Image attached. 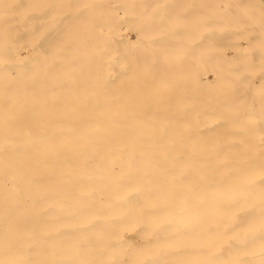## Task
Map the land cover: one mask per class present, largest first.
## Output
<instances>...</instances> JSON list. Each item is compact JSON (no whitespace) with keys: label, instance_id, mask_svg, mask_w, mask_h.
Returning <instances> with one entry per match:
<instances>
[{"label":"bare ground","instance_id":"1","mask_svg":"<svg viewBox=\"0 0 264 264\" xmlns=\"http://www.w3.org/2000/svg\"><path fill=\"white\" fill-rule=\"evenodd\" d=\"M0 264H264V0H0Z\"/></svg>","mask_w":264,"mask_h":264}]
</instances>
